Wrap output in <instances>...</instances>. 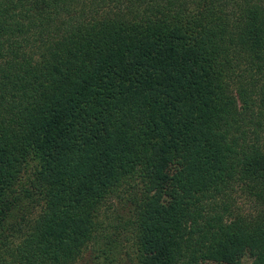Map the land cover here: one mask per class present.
<instances>
[{"label":"trees","instance_id":"1","mask_svg":"<svg viewBox=\"0 0 264 264\" xmlns=\"http://www.w3.org/2000/svg\"><path fill=\"white\" fill-rule=\"evenodd\" d=\"M246 257L264 264V0H0V264Z\"/></svg>","mask_w":264,"mask_h":264},{"label":"rangeland","instance_id":"2","mask_svg":"<svg viewBox=\"0 0 264 264\" xmlns=\"http://www.w3.org/2000/svg\"><path fill=\"white\" fill-rule=\"evenodd\" d=\"M148 185H149V187L151 188V192H152V194L157 195V194H160V193H161V197H162L163 199L168 198V197H169V194L172 193L171 188L166 187V186L163 184L162 180H159V179H153V180H151V181L148 180ZM187 221H188L187 216H186L185 214H183L182 212H179L178 217H177V224H178L179 226H182V225L186 224ZM110 231H111V229L109 230V232H110ZM122 234H123V233H122ZM126 234H127V233H126ZM124 235H125V233H124L123 235L119 236V239H120L121 241H122V238L124 237ZM126 236H127V237H125V238H129L128 235H126ZM250 263H251V261H250V258H248V257L244 258V259L242 260V262H241V264H250Z\"/></svg>","mask_w":264,"mask_h":264}]
</instances>
